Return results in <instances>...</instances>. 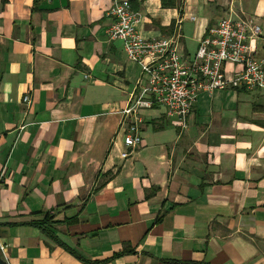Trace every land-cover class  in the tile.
Returning <instances> with one entry per match:
<instances>
[{
  "label": "crops",
  "instance_id": "1",
  "mask_svg": "<svg viewBox=\"0 0 264 264\" xmlns=\"http://www.w3.org/2000/svg\"><path fill=\"white\" fill-rule=\"evenodd\" d=\"M115 1L147 39L183 19L187 58L231 5L264 38V0H0L8 264H264V94H202L185 129L164 107L142 110L128 150L121 112L141 70L106 36Z\"/></svg>",
  "mask_w": 264,
  "mask_h": 264
},
{
  "label": "built area",
  "instance_id": "2",
  "mask_svg": "<svg viewBox=\"0 0 264 264\" xmlns=\"http://www.w3.org/2000/svg\"><path fill=\"white\" fill-rule=\"evenodd\" d=\"M107 14L112 19L105 30L107 38L121 41L128 59L141 70L135 91L121 112L120 131L128 150L141 143L142 110L164 107L167 116L185 129L202 94L227 90L264 94L262 29L233 5L216 26L207 29L196 53L189 58L181 47L183 19L176 21L172 35L147 39L138 29L142 16L128 1H115ZM258 42L263 43L261 49ZM23 101L31 104L28 95ZM128 155V151L122 154L123 158ZM7 254L0 238V256L8 261Z\"/></svg>",
  "mask_w": 264,
  "mask_h": 264
},
{
  "label": "trees",
  "instance_id": "3",
  "mask_svg": "<svg viewBox=\"0 0 264 264\" xmlns=\"http://www.w3.org/2000/svg\"><path fill=\"white\" fill-rule=\"evenodd\" d=\"M35 2L38 0H34ZM162 6L164 8H179L181 6V0H162ZM2 181L1 175H0V183Z\"/></svg>",
  "mask_w": 264,
  "mask_h": 264
},
{
  "label": "water",
  "instance_id": "4",
  "mask_svg": "<svg viewBox=\"0 0 264 264\" xmlns=\"http://www.w3.org/2000/svg\"><path fill=\"white\" fill-rule=\"evenodd\" d=\"M0 264H8V262L0 256Z\"/></svg>",
  "mask_w": 264,
  "mask_h": 264
}]
</instances>
